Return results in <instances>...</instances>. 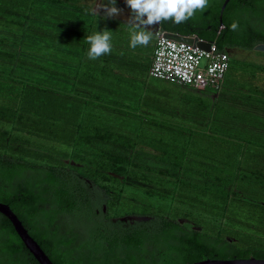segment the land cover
I'll return each instance as SVG.
<instances>
[{
  "label": "trees",
  "instance_id": "obj_1",
  "mask_svg": "<svg viewBox=\"0 0 264 264\" xmlns=\"http://www.w3.org/2000/svg\"><path fill=\"white\" fill-rule=\"evenodd\" d=\"M223 2L207 0L209 14L201 13L204 7L180 24L161 21L159 29L196 35L221 50L264 43V27L248 29L242 18H231L244 10L243 2L230 0L220 20ZM261 16L264 25V11ZM194 24L211 29L191 28ZM105 29L111 52L88 59L86 37ZM134 32L148 34V45L131 48ZM154 45L151 30L104 19L74 0H0V202L10 206L54 264L264 259L262 240L190 213L146 212L140 215L149 218L145 221L111 216L125 205L117 188L123 180L110 174L115 173L153 184L155 193L204 213L264 227V66L238 70L231 60L215 99L150 78ZM148 84L154 89L144 92ZM158 88L178 95L157 96ZM147 98L169 100L166 106L181 113L182 146L161 138L140 140L146 117L135 110ZM114 119H120L118 126L127 119L137 126L122 131ZM94 186L102 192L100 203L93 198ZM189 214L194 225L187 227L180 216ZM60 216L67 218L65 226ZM75 223L82 232L74 231ZM0 264H39L2 214Z\"/></svg>",
  "mask_w": 264,
  "mask_h": 264
},
{
  "label": "rangeland",
  "instance_id": "obj_2",
  "mask_svg": "<svg viewBox=\"0 0 264 264\" xmlns=\"http://www.w3.org/2000/svg\"><path fill=\"white\" fill-rule=\"evenodd\" d=\"M78 5H83L88 8H90L92 11L97 8V11L100 13H94L98 15L104 14V9L99 8L101 6L102 0H74ZM116 7L121 9H127L129 12H131L130 8L125 4V0H117ZM109 18H116V16H111ZM120 20V19H118ZM122 21V20H121ZM124 22V21H123ZM128 23V22H126ZM230 53V61L232 60V63H234L236 66L235 68H239L242 66H249L248 68L251 69V65H261L264 66V52L257 51L254 49H243L239 47H233L229 49ZM227 74V73H226ZM226 77V76H225ZM232 77V75H231ZM162 83V82H161ZM165 87L170 86V88H177V89H186L188 91H192L195 93H199L197 90L179 85L174 82H168L166 81L163 83ZM144 87L143 91L145 92L146 88L148 89H154L149 86ZM158 96V95H157ZM151 98H147L146 100H141V104L139 107L135 110V112L140 113L143 117H146L145 121L141 124V132H140V140H163L165 142H168L173 145L182 146L185 141V136H182L179 130H177L181 126V113L174 111V109L169 108L166 106L169 103V100H165L162 104L160 102H156ZM131 109H134L135 105H130ZM260 115L264 117V112H260ZM150 118H155L157 120H163L168 121V125L160 124L158 122H154ZM187 119V118H186ZM120 119H114L115 127L119 130H126L128 125H134L137 126L134 122H129V120H124L121 122L120 126H118ZM59 148H64L62 146H59ZM114 176H117L120 180H123V182L117 184V188H120L122 190V202L125 203L123 205L124 210L116 212L115 214H111V216H116L117 218L132 216V213H127L126 215L124 212H131L137 214L135 216H140L146 212L156 213V212H175L178 211L180 215L185 213L192 214L195 218H197L199 221H203L206 224H209L211 226H216L217 228H227L232 231H236L240 234H251L258 239L262 240L264 242V227H261L262 230L259 228V224H257L255 221L249 220L248 225L246 223L242 222H236L232 221L229 218L221 215H210L208 213H204L201 210L188 205L182 201H178L174 198H171L170 196L164 197L162 195H159L153 191L152 188H154L153 184H140L136 183L134 181H126L123 176H119L115 173H110ZM98 182H94V184H98ZM100 185L102 182L99 183ZM95 190L92 192L93 198L97 201L102 200L103 197L102 192L98 189V186L93 187ZM102 203V202H101ZM101 206V207H100ZM100 208L103 209L105 212L106 208L104 207L103 203L100 204ZM99 207L96 206L95 211L98 212ZM187 215L189 217H181V223L186 225L187 227H190L194 225V222L191 220V215ZM249 218V217H248ZM67 218H64L60 216L59 222L61 225L65 226ZM241 221L246 222V217H241ZM71 222V221H69ZM74 231L82 232L83 228L81 225L75 223L73 225Z\"/></svg>",
  "mask_w": 264,
  "mask_h": 264
},
{
  "label": "built area",
  "instance_id": "obj_3",
  "mask_svg": "<svg viewBox=\"0 0 264 264\" xmlns=\"http://www.w3.org/2000/svg\"><path fill=\"white\" fill-rule=\"evenodd\" d=\"M223 26H220L221 29ZM155 45L148 76L152 79L174 82L198 92L210 93L214 98L222 90L229 68V49H219L215 42L198 37L197 41L208 42L209 49L175 41L165 36L166 31L152 30ZM192 37L196 35H191Z\"/></svg>",
  "mask_w": 264,
  "mask_h": 264
},
{
  "label": "clouds",
  "instance_id": "obj_4",
  "mask_svg": "<svg viewBox=\"0 0 264 264\" xmlns=\"http://www.w3.org/2000/svg\"><path fill=\"white\" fill-rule=\"evenodd\" d=\"M117 0H102L99 8L104 9V19L118 13L116 7ZM207 0H125V4L131 10L132 22L137 26L145 27L171 20L180 24L189 19L197 9H203ZM100 14L97 8L93 10ZM237 24H231V29L235 30ZM111 34L108 30L96 31L86 37L89 45L87 56L90 60L111 52ZM150 36L144 32H134L131 35L130 47L136 48L138 45H148Z\"/></svg>",
  "mask_w": 264,
  "mask_h": 264
},
{
  "label": "water",
  "instance_id": "obj_5",
  "mask_svg": "<svg viewBox=\"0 0 264 264\" xmlns=\"http://www.w3.org/2000/svg\"><path fill=\"white\" fill-rule=\"evenodd\" d=\"M229 0H224L221 9L219 18L222 19V13L227 5ZM125 22H132L130 20V13L127 12L124 14L122 18L116 17ZM154 30L159 29L160 23L152 25ZM165 36L167 38L173 39L175 41L184 42L187 44H193L198 40V36H186L181 35L179 33L174 32H165ZM196 44L204 49H209L208 42L197 41ZM254 50L264 52V43H259L253 47ZM0 214L5 216L11 223L14 228V231L24 244L25 248L29 251V253L33 256V258L39 264H54L49 256L44 252L38 242L29 234L27 228L23 225L22 221L18 218V216L14 213V211L10 208V206L6 203L0 202ZM123 221H145L149 218L146 216H127L120 218ZM191 264H264V259H259L256 257H248V258H206L199 261H195Z\"/></svg>",
  "mask_w": 264,
  "mask_h": 264
},
{
  "label": "flooded vegetation",
  "instance_id": "obj_6",
  "mask_svg": "<svg viewBox=\"0 0 264 264\" xmlns=\"http://www.w3.org/2000/svg\"><path fill=\"white\" fill-rule=\"evenodd\" d=\"M237 2L238 3L243 2L245 4V8L243 11L233 12L231 14V18H233L234 21L242 18L244 21V25H246V27L248 29H250V27H249L250 25H253L256 29L261 30L264 27L263 21L261 20V17H262L261 15H262V12L264 11V0H243V1L242 0H236V3ZM207 8H208V4L205 5V9H207ZM199 10L197 9L195 12L198 13V12L202 11L201 9H199ZM129 13H130V20L132 21L131 12H129ZM201 13H204L206 15L209 14L208 9L204 12L202 11ZM128 23L135 24L133 22H128ZM140 26H142L148 30H151V31L153 30V26H148V27H145L144 25H140ZM191 28H194V29H203V28L211 29V25H208L207 27H203L202 25L194 24L193 26H191ZM228 49H230V48H228ZM207 92L210 93V90H207Z\"/></svg>",
  "mask_w": 264,
  "mask_h": 264
},
{
  "label": "crops",
  "instance_id": "obj_7",
  "mask_svg": "<svg viewBox=\"0 0 264 264\" xmlns=\"http://www.w3.org/2000/svg\"><path fill=\"white\" fill-rule=\"evenodd\" d=\"M153 92V90H151V93ZM157 95H161L162 97H170L171 95L177 96L178 93L174 92V94L168 93L166 90H163L162 88L158 90H156ZM153 94H155V92H153ZM212 96V95H211ZM218 96V95H217ZM217 96L215 95V99L217 98ZM165 101V99L163 100V102Z\"/></svg>",
  "mask_w": 264,
  "mask_h": 264
},
{
  "label": "bare ground",
  "instance_id": "obj_8",
  "mask_svg": "<svg viewBox=\"0 0 264 264\" xmlns=\"http://www.w3.org/2000/svg\"><path fill=\"white\" fill-rule=\"evenodd\" d=\"M127 12H129L127 9H124V10L122 9V10H119L118 13L114 14V16L122 18L124 14H126Z\"/></svg>",
  "mask_w": 264,
  "mask_h": 264
}]
</instances>
